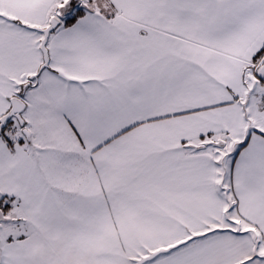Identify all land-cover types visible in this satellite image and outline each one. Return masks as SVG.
<instances>
[{"label": "snow or ice", "instance_id": "6c2138e0", "mask_svg": "<svg viewBox=\"0 0 264 264\" xmlns=\"http://www.w3.org/2000/svg\"><path fill=\"white\" fill-rule=\"evenodd\" d=\"M0 264H264V0H0Z\"/></svg>", "mask_w": 264, "mask_h": 264}]
</instances>
